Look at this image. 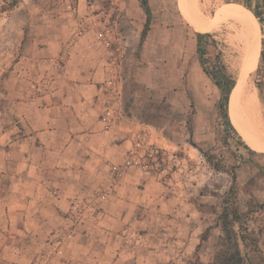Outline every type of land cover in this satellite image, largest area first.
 <instances>
[{"label":"rangeland","instance_id":"rangeland-1","mask_svg":"<svg viewBox=\"0 0 264 264\" xmlns=\"http://www.w3.org/2000/svg\"><path fill=\"white\" fill-rule=\"evenodd\" d=\"M9 1L0 0V6ZM89 2L21 0L2 12L17 20L8 24L15 27L9 29L14 33L15 59L25 57L21 64L32 69L30 77H40L49 86L81 36L94 42L92 31L72 42L73 31L108 23L113 34L121 35L120 43L108 50L122 59L124 109L153 125V132L147 135L160 148L155 156L147 157L148 167L143 169L157 174L164 190L160 203L144 200L143 217L153 219L152 224L159 218L161 228L170 226V247L159 245L165 255L157 256L155 262L222 264L235 246L222 232L218 216L233 195L246 224L240 228L235 224L234 230L248 238V245L239 242L241 255L247 264H264V129L258 131L247 124L244 104L236 119L232 114V97L242 80V101H254V112L264 125V15L258 20L248 8L227 0H198L200 15L193 10L194 0H147L150 20L146 24L141 0H98L93 6ZM232 5L235 7L230 8ZM244 9L252 14L256 26ZM196 27L209 34L203 39L207 65L218 66L219 54L226 71L235 78L229 101L234 131L226 126L218 106L220 90L200 66ZM241 27L252 28L257 35L254 68L249 72L238 54L236 36ZM257 82L262 85L263 101ZM244 144L257 154L248 153ZM143 189L148 193L155 190ZM248 202H253L252 207ZM259 203L263 205L255 211ZM161 205L167 209L162 216L149 210V206ZM166 232L163 229V235ZM254 237L257 247L250 243Z\"/></svg>","mask_w":264,"mask_h":264},{"label":"crops","instance_id":"crops-1","mask_svg":"<svg viewBox=\"0 0 264 264\" xmlns=\"http://www.w3.org/2000/svg\"><path fill=\"white\" fill-rule=\"evenodd\" d=\"M16 22L0 12V264H157L170 226L142 205L164 190L126 164L153 125L124 109L119 53L81 36L47 86L14 57Z\"/></svg>","mask_w":264,"mask_h":264},{"label":"trees","instance_id":"trees-1","mask_svg":"<svg viewBox=\"0 0 264 264\" xmlns=\"http://www.w3.org/2000/svg\"><path fill=\"white\" fill-rule=\"evenodd\" d=\"M20 1L21 0H10L8 3H5L0 6V12L7 11V10L14 8ZM227 1L236 2L248 8L258 20H261V17L264 15V0H227ZM252 1H254L253 5H252ZM141 4L147 16L146 21H145V23L147 24L150 20V17H149L150 11L148 8L147 0H141ZM233 7L235 6L234 5L230 6V8H233ZM244 10L247 12L253 24L256 26V21L254 17L252 16V14L248 10L246 9ZM195 29L197 31L196 52L198 55L200 66L202 68V71L212 80V82L220 90L221 99H220V103L218 106L222 110V115L225 119L226 126L234 131V127H233V124L230 118L229 101H230L232 91L235 87V78L232 76V74L226 71L225 65L222 63V60L219 54L216 55L218 66H215V65L208 66L207 65L206 61L208 57V50H207V47L203 39L209 34L207 32L201 31L198 27H196ZM258 37H259V42L261 45L262 36L259 35ZM259 42H258V45H259ZM256 86L259 89V97L263 101V97L261 96V91H262L261 86L262 85L259 82H257ZM227 102H228V105H227ZM244 145L248 153L257 154L255 150L251 149L246 144ZM231 191L233 192L234 190L231 188ZM227 200H228V197L226 196L224 198V202ZM248 205L249 206L253 205V202H248ZM255 205H257L255 206L256 207L255 211H256L257 208L260 209L263 204L259 203ZM252 211H254V209L248 210L249 213H251ZM218 217H219V224H220L222 232L225 234L229 242H231L235 246L234 252L230 254L231 256L229 257L225 256V259H223L221 263L222 264H247L244 256L241 255L240 248H239V242H241L244 245H248V242H247L248 238L247 236H244L241 233H236L234 230L235 224L238 225V228L242 227L243 225L245 226L246 224H245V221L241 218V212L239 210V206L236 204L233 195H232V199L229 200V202H227L225 205H223L222 211L219 213ZM250 243L254 247H257V243H258L257 238L256 237L252 238Z\"/></svg>","mask_w":264,"mask_h":264},{"label":"built area","instance_id":"built-area-1","mask_svg":"<svg viewBox=\"0 0 264 264\" xmlns=\"http://www.w3.org/2000/svg\"><path fill=\"white\" fill-rule=\"evenodd\" d=\"M98 3V0H90L89 4L90 6H93L95 4ZM106 24V25H105ZM85 29V28H83ZM89 30L86 31H73L75 34L73 36V41L72 42H76V38H79L81 35L83 34H87L89 31H92L93 33V40L94 42H98L106 47L111 46L112 44H119L121 41V35L119 33L113 34L111 32V27L108 26V23H104L103 27L101 28H88ZM72 42H70V45L73 44ZM69 53V51H68ZM62 61L63 60V56H61L60 58ZM58 66H61L60 62H57ZM52 81V78L50 80H46V84H49ZM105 115L106 116H111L113 115V111L110 109H106L105 111ZM148 133L141 131L139 133L136 134L135 136V142H134V146L136 148H133L131 150L128 151L127 154V165H131V164H139L141 167L143 168H147L148 167V163H147V157L149 156H155L157 153L160 152V148L156 147V145L153 144L152 141L149 140L148 138ZM162 152V151H161ZM155 159V157H154ZM60 241L58 240V243Z\"/></svg>","mask_w":264,"mask_h":264},{"label":"bare ground","instance_id":"bare-ground-1","mask_svg":"<svg viewBox=\"0 0 264 264\" xmlns=\"http://www.w3.org/2000/svg\"><path fill=\"white\" fill-rule=\"evenodd\" d=\"M192 3H194V4H192L193 10L198 15H200V12L198 10V0H194V2H192ZM236 39L238 41V46H239V53L238 54L240 55L241 60L244 62V65L247 69V72H249V70L254 68V60L256 58L257 40H256L255 31L252 28L241 27V32L239 35L236 36ZM243 86H244V82L241 80L240 84L236 87L234 94H233V97H232V114H233V117L235 119L237 118V116H238L237 113H239L238 112L239 108H241L242 104H244V107L246 109L245 117H246L247 124L252 125L258 131H261V130L263 131L264 125L261 123L260 118L255 113L256 111L254 110L255 109L254 101L251 100L250 98H248L245 101H242L241 94H242ZM251 139H253V138H251ZM254 144H255V142H254Z\"/></svg>","mask_w":264,"mask_h":264}]
</instances>
